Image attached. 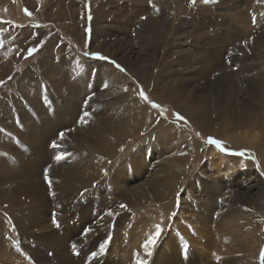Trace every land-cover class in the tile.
Wrapping results in <instances>:
<instances>
[{
	"label": "rangeland",
	"instance_id": "374dc122",
	"mask_svg": "<svg viewBox=\"0 0 264 264\" xmlns=\"http://www.w3.org/2000/svg\"><path fill=\"white\" fill-rule=\"evenodd\" d=\"M102 7L108 17L97 23ZM30 69L35 73L27 75ZM115 71L129 78L141 99V91L148 97L142 101L165 120L164 128L144 146L126 140L120 149L126 154L133 147L129 155L110 160L103 181L84 187L59 212L55 199L67 205L62 189L69 177L48 161L74 167L80 158L70 134L102 124L112 110L120 113L124 86ZM0 81V165L14 167L7 166L10 178L0 168V264H136L137 254L145 264H264V0H0ZM169 92L191 104L206 131L169 102ZM245 112L253 113L254 123L244 124ZM43 130L49 133L38 138ZM180 130L194 148L172 133ZM210 137L224 151L209 144ZM85 139L87 147L94 141ZM53 142L61 146L50 147ZM112 169L118 190L107 176ZM83 174L76 172L73 181L85 180ZM37 192L41 206L32 199ZM128 192H138L144 210L129 208ZM229 215L245 227L221 228ZM158 223L164 231L148 256L142 245ZM248 231L250 244L242 246Z\"/></svg>",
	"mask_w": 264,
	"mask_h": 264
},
{
	"label": "bare ground",
	"instance_id": "6f19581e",
	"mask_svg": "<svg viewBox=\"0 0 264 264\" xmlns=\"http://www.w3.org/2000/svg\"><path fill=\"white\" fill-rule=\"evenodd\" d=\"M26 3V2H25ZM24 3V4H25ZM93 3H95L96 5V0H93ZM95 9V8H94ZM80 11V10H79ZM97 12V11H96ZM108 12H106L105 9L100 8L99 12L95 13L96 15V22L98 23V18L99 16H105L108 17ZM104 18V17H103ZM104 21V20H103ZM154 22V21H153ZM203 23V22H202ZM158 28V27H157ZM153 35V34H152ZM60 40H62L60 38ZM213 42H210L209 44H212ZM239 50V49H238ZM45 52V51H44ZM43 53V51H42ZM41 54V52H40ZM43 60V59H42ZM203 60V59H202ZM42 62V61H41ZM209 62V61H208ZM211 63V62H210ZM213 63V62H212ZM43 64V63H42ZM215 65V64H214ZM212 68V67H211ZM113 71V70H112ZM219 71V70H218ZM107 72V70L105 71ZM109 72V71H108ZM118 71L112 72L115 76L116 79L115 81L118 84H121L122 86H124V92L121 93L122 95V109L118 108V110L120 111V113H115L114 110H112V112H110L109 114H106L104 117V120L102 124H95L92 128H85L83 132H77L76 134L71 133L70 137L74 138V141L76 142L77 145V149L75 150V154L78 155V157L80 158L73 166H71L70 164L65 165V167L63 168V165H61L60 163L53 161V160H49L48 161V166H54V165H59L56 166V168L62 172L63 174L66 173L69 177V185H67L66 183L64 184V188L62 189L64 192L63 194L65 195V202L64 204L67 205H61V200L63 199L61 196H57L55 199V206L58 208L56 209L57 211L61 212V208H63L64 210L67 209V207H69V205L78 197L81 196V194L83 193L82 189L84 187H90L93 185L94 182H102L103 180H99L101 178V174L106 173V170L110 167L108 166V162L110 160H113V162H116L118 160L122 161L125 159L126 154L127 156L129 155V153L132 151L133 147H128V149L126 150V154L125 152L123 153V150H121L120 148L125 145V141L129 140L130 142L133 143V141H136L138 139H140L139 141H141L140 144L147 145V144H143L146 143V141H150L149 143L152 142V136L155 135V133L157 132L156 130H160L164 128V126L162 125V123L165 121L164 119L158 117L155 118V112L149 108L146 104H144V102L142 101V99L140 98L139 94L137 93L136 90H132L131 89V82L129 81V78L124 75V74H118L116 73ZM216 71H214L215 73ZM228 72V71H227ZM35 73L34 69H30L27 72L28 74ZM207 73V72H206ZM112 75V74H111ZM194 75V74H191ZM225 75V74H224ZM106 76V75H105ZM47 77V76H46ZM14 81V80H13ZM114 81V82H115ZM112 82V81H111ZM113 82V83H114ZM16 83V80H15ZM52 86V85H51ZM110 86V85H109ZM112 86V85H111ZM103 87V86H102ZM116 88V87H115ZM121 88V87H120ZM114 89V88H112ZM127 89V91H126ZM46 90V89H45ZM55 90V89H54ZM102 90V89H100ZM122 90V91H123ZM106 91V90H105ZM45 92V91H44ZM103 92V91H102ZM108 92V91H107ZM113 92V91H112ZM46 93V92H45ZM56 93V91H55ZM51 94V93H50ZM59 94V93H58ZM43 95V94H42ZM77 95V94H76ZM59 96V95H57ZM80 97V96H79ZM120 97V96H119ZM41 98V97H40ZM45 98V97H43ZM53 98V97H52ZM99 98V97H98ZM117 98V97H116ZM167 98L169 100V102L175 104L176 108L178 109V111H180V113H183L185 115V117H187L188 119H191L194 124L196 126H198L199 128L201 127L202 129H204L206 131V127L202 125L201 122L197 121L194 117V114L190 111L191 108V104L189 102L186 101H182L179 100V97L176 95H174V93L169 92L167 95ZM194 98V97H193ZM63 99V97H62ZM62 99L60 101H62ZM93 99V98H92ZM91 99V100H92ZM114 99V98H113ZM35 100V99H34ZM67 100V99H66ZM103 100V99H102ZM29 101V100H28ZM53 101V100H51ZM50 101V102H51ZM27 102V101H26ZM41 102V101H40ZM46 103V102H45ZM33 104V103H32ZM53 104V103H52ZM65 106V104H63ZM71 105V104H70ZM86 105V103H85ZM100 106V105H99ZM98 106V107H99ZM105 106V105H104ZM42 107V106H41ZM195 107V106H194ZM242 107V106H241ZM71 108V107H70ZM106 108V107H104ZM113 108V107H112ZM40 109V108H39ZM55 109V107H54ZM67 109V108H66ZM59 110V109H58ZM46 111V110H44ZM80 111V110H79ZM83 111V110H82ZM200 111V110H199ZM25 112V110H24ZM70 113L71 118H73V112L71 113L70 111H68ZM107 112V111H106ZM29 113V112H28ZM40 114V112H39ZM243 115H240V117L243 119L244 124H250V123H254V119L255 116L253 115V113H249V112H245L242 113ZM47 115V114H46ZM201 115V113H200ZM260 115V114H258ZM30 116V115H29ZM100 117V116H99ZM258 117V116H257ZM39 118V117H38ZM49 118V117H48ZM101 118V117H100ZM186 118V119H187ZM200 118V117H199ZM55 120L59 121V124H66L65 121L61 122V115L57 114V116L55 115ZM84 119V117H83ZM21 120V119H20ZM107 120H109L111 123H107ZM211 120V119H210ZM108 121V122H109ZM209 121V120H208ZM43 122V121H42ZM54 122V121H53ZM99 122V121H98ZM140 123V125H137ZM33 123V122H32ZM31 123V124H32ZM78 123V122H77ZM166 123V122H165ZM238 123V122H236ZM69 124V123H68ZM81 124V123H80ZM205 124V123H204ZM235 124V123H234ZM257 124V123H256ZM46 125V124H45ZM48 125V124H47ZM52 125V124H50ZM58 125V124H57ZM91 125V124H89ZM207 125V124H206ZM213 125V124H212ZM239 125H242V123L240 122ZM258 125V124H257ZM88 126V125H87ZM173 126V125H170ZM24 127V126H23ZM49 127V126H47ZM46 127V128H47ZM66 126H62V128L64 129ZM77 127V126H76ZM114 127H119V128H114ZM167 127V126H166ZM175 126L171 127L174 128ZM233 127V126H232ZM54 126L51 127V130L53 129ZM177 127H175L176 129ZM23 129V128H22ZM30 129V128H29ZM42 129V128H41ZM45 129V128H44ZM82 129V128H81ZM119 129V130H118ZM151 131V133H149V135H145L144 138H142L141 136H143L144 133ZM179 130V129H177ZM55 131V130H54ZM58 131V130H57ZM156 131V132H155ZM1 132V131H0ZM47 130H43L40 133H36L38 138H42L43 136H45V134L47 133ZM169 132V131H168ZM2 133V132H1ZM49 133V132H48ZM170 133V132H169ZM176 135V137L180 140L181 136L183 135L184 138L186 140L189 141V144L192 148L194 143L187 137V135H185L181 130L179 132H172ZM24 134V133H23ZM60 134V133H59ZM29 135V134H28ZM49 135V134H48ZM170 135V134H169ZM174 136V135H172ZM171 136V137H172ZM46 137V136H45ZM134 137V138H133ZM165 137V136H164ZM168 137V136H166ZM85 138H93V142L91 143V145L89 147H87V143L85 142ZM163 138V137H162ZM45 139V138H44ZM156 139V138H155ZM41 139H39L38 141L35 140L34 143V147L38 146L39 142ZM169 140V139H168ZM88 141V140H87ZM145 141V142H144ZM252 141V140H251ZM43 142V141H42ZM143 142V143H142ZM158 142V141H157ZM181 142V141H180ZM57 143V142H56ZM60 143V142H59ZM154 143V142H153ZM185 143V141H184ZM254 143V142H253ZM43 144V143H42ZM135 144V143H134ZM133 144V145H134ZM175 144V143H174ZM251 144V143H250ZM178 145V144H177ZM182 145V144H180ZM0 146L3 147L2 143L0 142ZM47 146V145H46ZM61 146V145H60ZM43 147V146H42ZM63 147V146H62ZM260 147V146H259ZM40 148V147H38ZM140 148V147H139ZM190 148V147H188ZM41 149V148H40ZM147 151V148H145ZM20 150V149H19ZM46 150V149H45ZM40 151V150H39ZM73 151V150H72ZM125 151V150H124ZM17 152V151H16ZM67 152V150H66ZM74 152V151H73ZM194 153V152H193ZM60 154V153H59ZM28 155V154H27ZM58 155V153H57ZM180 155V154H179ZM31 156V155H30ZM131 156V155H130ZM43 157V156H42ZM185 157V156H184ZM43 159L45 160L46 157H43ZM263 159V158H262ZM261 159V161H262ZM35 160V159H34ZM142 160V159H141ZM40 161V160H39ZM75 162V160H74ZM264 162V159H263ZM112 163V162H111ZM119 163V162H118ZM131 162H129L130 164ZM142 163V162H141ZM53 164V165H52ZM133 163H131L132 165ZM137 164V163H135ZM134 164V165H135ZM145 164V162H144ZM217 164V163H216ZM141 165V164H140ZM140 165H138L140 167ZM7 166L11 169H13L14 167L11 166L9 163L3 161V163L0 165V168L2 169L3 172L6 173L7 177H9L11 175V172L9 171V168H7ZM42 166V165H39ZM44 166V165H43ZM116 166V165H114ZM125 166V165H124ZM142 166V165H141ZM218 166V165H217ZM38 167V166H36ZM55 167V166H54ZM114 168V167H113ZM135 168V167H134ZM137 168V167H136ZM144 168L141 167V169ZM222 168V167H221ZM31 169V168H30ZM29 169V170H30ZM36 169V168H35ZM38 169V168H37ZM41 169V167H40ZM52 169V168H51ZM50 169V170H51ZM140 169V168H139ZM138 169V170H139ZM145 170V169H144ZM143 170V171H144ZM1 171V172H2ZM13 171V170H11ZM127 171V170H126ZM142 171V170H141ZM47 172V171H46ZM51 172V171H50ZM76 172H80V173H85L83 174L84 176H87L85 178V180H80V181H73L76 180L75 178V173ZM218 172L221 173L220 167L218 166ZM16 173V172H14ZM19 173V172H18ZM40 173V172H39ZM135 173V172H134ZM138 173V172H137ZM4 175V174H3ZM54 175V174H53ZM126 175V174H125ZM124 175V176H125ZM177 175V174H176ZM111 185L114 187L115 190H118V179L116 176V172L115 169H112L111 172L107 175ZM122 177L123 175H119V177ZM1 177V176H0ZM32 177V176H31ZM57 177V175H56ZM61 177V176H60ZM67 177V176H65ZM10 178V177H9ZM13 178V177H11ZM34 178V177H32ZM43 178V177H42ZM4 179V178H3ZM6 179V178H5ZM4 179V180H5ZM8 180V178H7ZM39 180V179H38ZM123 180V179H122ZM28 181L33 182L32 179H29ZM45 181V180H44ZM53 181V180H52ZM29 182V183H30ZM64 183V182H63ZM48 184V182H47ZM5 185V184H4ZM57 185V184H56ZM55 187V185H53ZM24 187V186H22ZM39 187V186H38ZM68 187V188H67ZM12 190V189H11ZM22 190V189H21ZM52 190V189H51ZM58 191V190H57ZM123 191V190H122ZM3 190L0 189V193H2ZM25 192V190H24ZM134 192V191H133ZM139 192V191H138ZM138 192L134 193L135 195H130L129 192L127 194V199L126 201L129 203V208H134V207H142L141 209L144 210L143 208V199L142 197L138 194ZM144 192V188L140 189V192ZM11 193V192H10ZM29 193V192H28ZM12 194V193H11ZM84 194V193H83ZM4 195V194H3ZM3 195H0L3 196ZM20 195V194H19ZM18 196V195H17ZM167 197V196H165ZM162 198V197H161ZM32 199L37 202V204L43 205V200L41 197V193L37 192L35 194H32ZM81 199V198H80ZM122 199V198H121ZM164 199V198H163ZM27 200V199H26ZM24 201V200H23ZM29 201V200H28ZM33 201V202H34ZM8 202V201H7ZM54 202V203H55ZM53 203V205H54ZM12 204V203H11ZM115 204V202H114ZM2 205V203H1ZM13 206V205H12ZM29 206V205H28ZM61 206V207H60ZM113 206V204H112ZM116 206V205H115ZM14 207V206H13ZM26 207V206H24ZM39 207V206H38ZM43 207V206H42ZM5 208V207H4ZM7 208V206H6ZM11 208V207H10ZM128 208V209H129ZM170 207H163V211H168ZM39 210L41 208H38ZM43 209V208H42ZM62 209V211H63ZM146 209V208H145ZM34 211V210H32ZM108 212V211H107ZM31 213V212H30ZM21 214V213H20ZM27 214V213H26ZM19 215V214H18ZM13 216V215H12ZM35 216V215H34ZM19 217V216H18ZM47 218V217H46ZM49 218V217H48ZM29 219V218H28ZM38 219V218H37ZM58 219V218H57ZM24 220V219H23ZM46 221V219H44ZM49 220V219H48ZM59 220V219H58ZM110 220V219H109ZM42 221V220H41ZM52 221V219L50 220ZM110 222V221H109ZM131 222V221H130ZM245 223L243 222V220L239 219L238 217H233L232 215H229L226 220H221L218 225L222 228V227H226L225 230H235L238 228H242L245 227L244 225ZM1 227V226H0ZM50 227V226H49ZM46 228V227H45ZM58 230V229H57ZM5 234V233H4ZM57 235V234H56ZM64 235V234H63ZM252 231H248L244 234V239H243V244L242 246H247L248 244H250V240H251V236H252ZM40 236V235H39ZM110 236V235H109ZM79 241V240H78ZM112 241V240H111ZM198 241V240H197ZM52 246H54L53 244H51ZM59 245V244H58ZM103 245V244H102ZM201 245V243H200ZM202 246V245H201ZM206 246V244H205ZM44 247V246H43ZM56 248V247H55ZM61 248V247H60ZM78 248V246H77ZM76 248V250H77ZM58 249V248H57ZM241 249V248H239ZM59 250V249H58ZM202 250V249H201ZM60 251V250H59ZM67 251V250H66ZM202 252V251H201ZM226 252L229 253L231 251H229V249H226ZM54 253V252H53ZM66 253V252H65ZM51 254V253H50ZM100 255V254H99ZM243 256V255H241ZM245 257V255H244ZM99 258V257H98ZM146 257H144L145 259ZM108 259V258H107ZM165 259V258H164ZM207 259V258H206ZM243 259V258H242ZM135 260V259H134ZM137 260V259H136ZM135 260V261H136ZM244 260V259H243ZM97 262V261H96ZM130 262V261H129ZM43 263V262H42ZM160 263V262H159ZM162 264V263H161ZM169 264V263H168ZM218 264H222V263H218Z\"/></svg>",
	"mask_w": 264,
	"mask_h": 264
},
{
	"label": "snow or ice",
	"instance_id": "6c2138e0",
	"mask_svg": "<svg viewBox=\"0 0 264 264\" xmlns=\"http://www.w3.org/2000/svg\"><path fill=\"white\" fill-rule=\"evenodd\" d=\"M196 2H197V0H191V3H192L193 5H195ZM217 2H218V0H203V3H204L205 5L214 4V3H217ZM153 7H154V6H153ZM156 10L158 11V9H156ZM29 15H31V13H29ZM89 19H91V16H90V15H89ZM144 19H146V17H145ZM254 21H255V18H254ZM245 46H247V42H245ZM36 51H37V49H36L35 47H33V48H31V49L29 50V53L32 54V53H35ZM85 55L87 56L88 53H85ZM97 55H98V54H97ZM98 58H100V59H105V58L102 57V56H100V57H98ZM112 63L115 64L114 61H113ZM115 67L118 68L121 72L125 71V70H124L120 65H118V64H115ZM8 79L10 80V79H12V77H9ZM3 83H4L3 81H0V85H3ZM103 87H104L105 89H107L109 86H108V84H104ZM126 91H127V89H126ZM140 95H141L142 99H144V100H148V97H147L146 95H144V93H143L142 91H141ZM89 99H90V98H89ZM152 107H154V108H159L160 105L153 103V104H152ZM83 115H84L85 117H87V116L90 115V113H88V112H84ZM177 118L180 119V120H185V122L187 123L186 119H185L183 116H181L179 113H177ZM72 130H73V129H69L68 131H72ZM59 138H60L61 140L64 139V133H63V132H61V133L59 134ZM207 142H208L209 144H213V145H215V146H216L217 148H219L221 151H224V148H223V146H222V142H221V141H219V140H217V139H215V138H211V137H210V138L208 139ZM50 147H52V148H58V147H60V146H59L58 144H56L55 142H53V143L50 145ZM62 158H63L62 156H57V157H56L57 160H60V159H62ZM105 174H106V173H105ZM45 179L48 181L49 188H51V186H52V184H51V179L47 176V173L45 174ZM81 195H83V193H82ZM120 207H121V208H126L127 206H126V205H120ZM107 215H108V216H112V215H114V214H113L111 211H109V212L107 213ZM53 222H54V223L56 222V220H55V215H53ZM91 231H93V230H92L91 228H89V229L86 230V232H85L83 235L86 236L87 233H88V232H91ZM163 231H164V229L161 227V225H160L159 223L155 225V232H154V234L151 235L150 237H148L147 240H146V241L143 243V245H142V247H143V249H144L146 255H148V256L152 255V252L150 251V249L153 248V247L158 243V240H159V238L161 237ZM71 247H72V250L75 251L76 248H77V245L73 243ZM104 252H105V247H104L103 245H101L100 248H99V253H104ZM92 255H93V257H95V256L97 255V253L94 252V253H92ZM136 264H145L144 261H142V260L139 259L138 254H137V262H136Z\"/></svg>",
	"mask_w": 264,
	"mask_h": 264
},
{
	"label": "trees",
	"instance_id": "16d2710c",
	"mask_svg": "<svg viewBox=\"0 0 264 264\" xmlns=\"http://www.w3.org/2000/svg\"><path fill=\"white\" fill-rule=\"evenodd\" d=\"M175 114V113H174ZM195 134V133H194Z\"/></svg>",
	"mask_w": 264,
	"mask_h": 264
}]
</instances>
